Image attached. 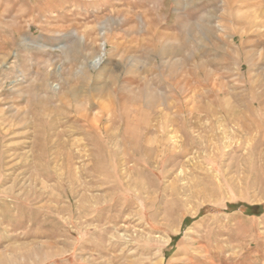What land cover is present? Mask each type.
I'll return each instance as SVG.
<instances>
[{
    "label": "rangeland",
    "instance_id": "374dc122",
    "mask_svg": "<svg viewBox=\"0 0 264 264\" xmlns=\"http://www.w3.org/2000/svg\"><path fill=\"white\" fill-rule=\"evenodd\" d=\"M156 262L264 264V0H0V264Z\"/></svg>",
    "mask_w": 264,
    "mask_h": 264
},
{
    "label": "bare ground",
    "instance_id": "6f19581e",
    "mask_svg": "<svg viewBox=\"0 0 264 264\" xmlns=\"http://www.w3.org/2000/svg\"><path fill=\"white\" fill-rule=\"evenodd\" d=\"M100 59L99 58H97V60H95L94 61V63H97L98 61H99ZM97 65V64H96ZM197 236V235H196ZM195 240V239H194ZM201 245V244H200ZM205 245V244H204ZM191 246V243H190V245H186L185 247H183V248H180L178 251L179 252H184L185 250H186V253H190L191 254V252H187V250H188V248ZM206 246V245H205ZM203 251H204V249H202ZM162 251V250H161ZM160 254H162V252L160 253ZM191 256L193 257V255L191 254ZM208 257V256H207ZM42 259V258H41ZM190 259V258H189ZM191 261V260H190ZM153 262V261H152ZM159 262V261H158ZM156 264H157V262H156Z\"/></svg>",
    "mask_w": 264,
    "mask_h": 264
},
{
    "label": "trees",
    "instance_id": "16d2710c",
    "mask_svg": "<svg viewBox=\"0 0 264 264\" xmlns=\"http://www.w3.org/2000/svg\"><path fill=\"white\" fill-rule=\"evenodd\" d=\"M239 205L244 206L245 208H248V209H249V208H250V209L252 208V207H250V206H248V205H246V204H238V205H234V206H239ZM256 207H257V206H256Z\"/></svg>",
    "mask_w": 264,
    "mask_h": 264
}]
</instances>
